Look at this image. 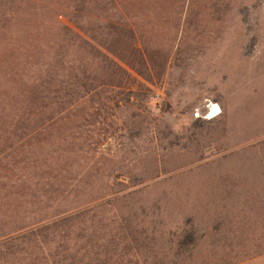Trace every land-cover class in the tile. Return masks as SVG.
Masks as SVG:
<instances>
[{
    "label": "rangeland",
    "instance_id": "obj_1",
    "mask_svg": "<svg viewBox=\"0 0 264 264\" xmlns=\"http://www.w3.org/2000/svg\"><path fill=\"white\" fill-rule=\"evenodd\" d=\"M112 1L0 0V264H264V0Z\"/></svg>",
    "mask_w": 264,
    "mask_h": 264
},
{
    "label": "crops",
    "instance_id": "obj_2",
    "mask_svg": "<svg viewBox=\"0 0 264 264\" xmlns=\"http://www.w3.org/2000/svg\"><path fill=\"white\" fill-rule=\"evenodd\" d=\"M257 155L264 156V149L257 148ZM257 167H262L264 169V163L257 164ZM262 173L264 174V170ZM262 177L263 180H257L254 193L255 197H257V227H259V224H262L261 222H264V175ZM257 262L264 263V256L258 259Z\"/></svg>",
    "mask_w": 264,
    "mask_h": 264
},
{
    "label": "trees",
    "instance_id": "obj_3",
    "mask_svg": "<svg viewBox=\"0 0 264 264\" xmlns=\"http://www.w3.org/2000/svg\"><path fill=\"white\" fill-rule=\"evenodd\" d=\"M112 0H110V2H111ZM113 2V1H112ZM113 4H114V6H116V4L113 2ZM73 24H75V23H73ZM75 26V28H77L79 31H81L82 33H83V35L84 36H86V37H88L89 35H88V31H86V30H84L82 27H80V25H74ZM108 28H111V26H108ZM76 37H78V39L82 42V43H86V45L88 44L92 49H94V51H95V48H93L89 43H87L82 37H80V36H78L77 34H76ZM101 47L104 49V50H106L108 53H110L111 54V50L110 49H108L107 47H105L104 45H101ZM99 52V50L96 48V52Z\"/></svg>",
    "mask_w": 264,
    "mask_h": 264
},
{
    "label": "bare ground",
    "instance_id": "obj_4",
    "mask_svg": "<svg viewBox=\"0 0 264 264\" xmlns=\"http://www.w3.org/2000/svg\"><path fill=\"white\" fill-rule=\"evenodd\" d=\"M216 111H218V107L217 106H214V108H213V114L216 113Z\"/></svg>",
    "mask_w": 264,
    "mask_h": 264
},
{
    "label": "built area",
    "instance_id": "obj_5",
    "mask_svg": "<svg viewBox=\"0 0 264 264\" xmlns=\"http://www.w3.org/2000/svg\"><path fill=\"white\" fill-rule=\"evenodd\" d=\"M213 106H215V105H213ZM210 111H211V109L209 108V112H210ZM218 113H219V112H218ZM218 113H217L216 115H218ZM216 115H215V116H216Z\"/></svg>",
    "mask_w": 264,
    "mask_h": 264
}]
</instances>
